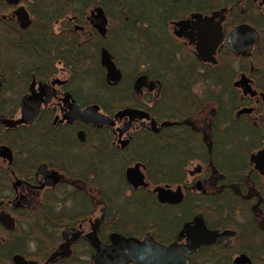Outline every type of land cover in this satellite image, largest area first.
<instances>
[{"label": "flooded vegetation", "instance_id": "obj_1", "mask_svg": "<svg viewBox=\"0 0 264 264\" xmlns=\"http://www.w3.org/2000/svg\"><path fill=\"white\" fill-rule=\"evenodd\" d=\"M0 264H264V0H0Z\"/></svg>", "mask_w": 264, "mask_h": 264}, {"label": "water", "instance_id": "obj_2", "mask_svg": "<svg viewBox=\"0 0 264 264\" xmlns=\"http://www.w3.org/2000/svg\"><path fill=\"white\" fill-rule=\"evenodd\" d=\"M243 27L245 28V32H246V34H248L249 36L252 37L251 40L249 41V43H248L247 46H246V48H249L251 42H256V34H255L254 31H253L251 28H249L248 26H240V28H242V29H243ZM237 30H239V27L235 28L232 32H233V33H237ZM91 109L93 110V108H87V110H86V112H85V115H86L85 120H86V121H89V122H91V123L94 124V125H96V124L99 125V124H101L102 122L107 121L106 118H105L104 116H102V115H100V114H98V113H96V114H92L91 111H90ZM99 119H101V121H100L101 123L99 122ZM164 249L166 250V249H169V248H164Z\"/></svg>", "mask_w": 264, "mask_h": 264}]
</instances>
